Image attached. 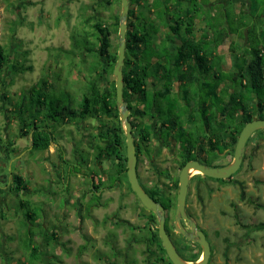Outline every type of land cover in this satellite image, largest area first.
<instances>
[{"label": "rangeland", "instance_id": "obj_1", "mask_svg": "<svg viewBox=\"0 0 264 264\" xmlns=\"http://www.w3.org/2000/svg\"><path fill=\"white\" fill-rule=\"evenodd\" d=\"M218 1L221 0H196L199 5L200 14L197 13L199 21L207 23L214 20V17L217 20L219 19L217 15L227 10L229 13L227 20L231 23L232 29H235L233 21L237 20V16L232 14L236 9L235 4L225 6L216 4ZM196 2L184 0L181 5L183 8ZM175 3L171 0L170 7ZM206 3L210 4L207 8ZM131 7L140 20L148 18L147 29L149 27L150 30L153 27L158 29L147 15V4L142 2L137 4V7ZM157 9L159 8L151 7L153 16L151 18L156 17ZM120 11L121 4L118 0H0V46L9 54L8 66L32 67L31 71L23 74L11 73L9 67L3 68L0 72V84L3 82L5 85L4 87L0 85V92H5L7 96V99L0 100V213L4 215V218L0 219V264H31L24 247L19 200L30 201L31 206L40 213L38 216L40 227L43 226L48 233L51 230L57 231L62 245L41 248L36 264H145V259L149 256L146 253V244L131 242V238L138 241L146 240L145 219L149 214L131 202V196L134 194L128 188L130 185L128 186L127 175H116V162L105 157L94 161L95 151L90 149L91 143L95 144L92 136L97 132L96 126L106 123L107 129L113 131L118 125L123 129V124L102 116L96 120L86 119L57 126L53 135L54 140L49 147L44 151H32L29 134L19 132L16 121L10 120L6 125V116L3 113L4 111L9 115L6 109L11 110V104L19 100L20 94L39 80L48 83V86H55L56 98L65 105L69 101L71 108H75L93 73L91 71L93 57L85 51L79 53V48L75 45L81 36L93 42V30L89 25L94 21H101L107 27H111L113 16L119 15ZM248 21H250L247 22L248 26L256 25L251 17ZM198 27L203 26L197 23V31ZM162 28L163 25L158 30V39L165 34L169 36L168 29ZM109 40L110 49L115 52L117 33H113ZM148 41L152 42V39L148 38ZM228 44L229 40L219 48L214 58L215 65L212 67L209 65L211 68L208 67L205 73L201 72L199 82L204 83L193 86L195 92L203 96L207 86L211 87L214 83L218 88L223 72L231 69ZM165 70L170 71L167 66ZM160 72L163 74H160L161 77L179 75L177 69H174L172 74L171 71ZM195 75L200 74L198 72ZM113 79V76H102L100 86L105 87L106 83ZM203 84L206 91L202 90ZM48 86L45 87L46 92ZM6 100H10V106ZM174 101L175 97L171 96L166 104L169 107L171 104L174 108ZM27 102L26 108L33 113L34 98L31 100L27 97ZM130 103L136 107L134 98L130 99ZM197 113L198 110L196 118L199 121ZM261 131H255L246 144L244 160L234 177V180L240 183L233 186L230 180L224 181L222 217L214 208H211L213 219L205 221L200 218L202 215L198 213L195 215L198 224L202 227H206L207 224V229H203L202 232L214 247L210 264H264V132ZM10 140L13 148L17 149L13 155L6 153L7 150L4 148ZM225 146L228 150L223 154V164L232 161L234 153V149L230 150L227 144ZM75 149H78L77 152ZM85 153H89V167L80 165L81 160H86ZM8 156L13 158L9 161ZM68 165L74 170L68 168ZM70 171L72 173H69ZM11 172L23 178L32 194L27 196L22 192L16 196L9 191L10 185L12 186L9 180ZM83 174H90L91 178L95 174L97 177L94 178L95 182L101 181L103 186L107 187L106 190H111L109 187L113 186L115 192L105 190L97 208H92L89 181L82 178ZM121 182L127 190L126 195L123 194ZM64 183H67V186H64ZM241 186L245 188L244 194L240 193ZM117 190L119 193H116ZM37 191L39 192L36 193ZM113 194L120 195L114 198ZM133 201L137 203L135 198ZM217 206L218 204H216L218 210ZM124 220L129 222L133 229L127 227ZM172 222L173 217L170 213L169 228L173 235H176ZM155 224L157 225V219L156 223H152L153 229H157ZM141 227L144 229L139 231ZM33 228L37 234L38 228ZM177 241L182 243L179 237ZM34 243H42V240L37 237Z\"/></svg>", "mask_w": 264, "mask_h": 264}, {"label": "trees", "instance_id": "obj_2", "mask_svg": "<svg viewBox=\"0 0 264 264\" xmlns=\"http://www.w3.org/2000/svg\"><path fill=\"white\" fill-rule=\"evenodd\" d=\"M182 1L184 2V0H174L176 3L170 7L169 2L171 0H129V11L126 21V51L122 72L123 99L128 103L129 119L134 117L130 119L132 134L135 140L134 133L138 126L136 120L139 112L135 106L131 105L130 99L134 98L136 103L137 99L135 97L144 92L143 88L146 85V79L151 76L150 73L158 71L160 65H175L174 69L180 72L183 71L182 65H197L198 69L195 67V70L191 69L192 66H189L191 69L189 75L180 74L177 76L179 81H185L187 86H181V88L187 91V87H192V84H194L192 78L195 73L202 72L200 68L204 65H207V69L209 65L211 67L215 65L214 58L217 56L216 53L229 40L228 50L231 69L224 71L220 80L222 85V146L223 154H225L228 150L225 145L227 144L230 150L234 149L238 135L245 123L254 119L264 120V2L263 0H246L247 3H242L239 11L232 13L237 16V20L233 21L235 29H232L231 23L227 20L229 16L227 10L219 13L217 15L219 19L217 20L214 17V20H209L207 23L202 21L204 28L199 29L201 32L200 37L196 38V21H199L198 14H200L198 12L199 5L194 0L196 3L188 4V7L185 5L182 8ZM142 2L147 4V15L158 29L155 27L151 30L150 27L147 29L148 18L145 19V17L140 20L139 16L135 15L131 6L137 7V4ZM106 3L108 4L109 1H106ZM151 7L159 8L154 18H151L153 17ZM137 14L140 15L139 12ZM118 17V14L113 16L111 27H107L101 21H94L89 25L93 30V42L81 36L78 44H73L79 48V53L85 51L93 57L91 66L93 73L90 75V80L85 86V92L75 108H71L72 105L67 98L68 102L66 105L56 98L55 86H48V83L42 82V80L23 91L19 100L14 104H11L10 100H6L8 102L7 105L10 106L11 104L12 109H6L9 115H6L3 111L6 116L5 124L10 123V120L16 121L19 132L29 135L31 133L32 151L46 150L54 140L53 135L57 126L82 122L86 119L96 120L102 116H107L114 119L118 124L120 123L119 111L115 103L114 79L106 83L105 87L100 86L102 76H112L116 62L117 50L115 52L111 51L109 39L113 33L116 34L118 31ZM249 17L255 21L256 25L248 26ZM169 19L171 21H166ZM164 23L166 24L164 25ZM161 24L164 27L162 29H168L169 36L165 34L158 39L157 34L162 26ZM166 25L168 28H166ZM148 38H151L152 42L148 41ZM155 41L156 45L154 46ZM65 52L67 53V51ZM222 63L223 60L221 59L220 65ZM9 64V54L0 46V72L6 67H9V70L11 69L10 72L15 74H23L32 70L31 66H8ZM161 79L165 80V77ZM0 85L1 87L5 86L3 82ZM46 86H48L47 92L45 90ZM216 88V83L211 87L207 86V98L208 95L215 92ZM144 93V101L147 107L152 109L151 98L153 96L151 92ZM166 95L168 94H164L159 98H165ZM27 97L31 98V100L34 98L35 109L33 108V113L26 108L28 104ZM1 98L7 99L5 92H0V100ZM199 98L202 99L201 96ZM212 107H214V100L212 101ZM173 125L171 124V126ZM107 128L106 123L96 126L97 132L92 136L95 144L91 143L90 145V149L95 151L93 160H100L101 157L114 160L118 167L122 169V173H125L124 131L119 125L113 131ZM261 132H264V130ZM190 141L192 143V140ZM4 148L7 150L6 153H11L12 155L17 151V149L13 148L11 140ZM12 158L9 157L8 160L10 161ZM87 164V159L81 160V166H86ZM69 167L70 165H68ZM10 175L9 180H11L12 186L10 185L9 191L11 193L16 196L22 192V194L25 193L27 196L32 194L20 175L13 172ZM63 185L65 186V183ZM18 207L22 214L21 227L24 229V247L28 252V261L31 264H36L35 261L40 257L41 248L49 246L60 247L62 245L57 231L51 230L48 233L43 226L40 227L38 224L40 213H37L38 211L35 210V207L31 206L29 200H19ZM151 217L155 219V215L152 214ZM3 218L4 215L0 213V219ZM168 221L169 217L165 222L167 234H169L167 229ZM33 227L38 228L37 234ZM144 236L149 244L147 245L149 247L148 250H150L148 252L146 248V253L149 256L145 259V264H170L161 246L157 229L149 226L145 230ZM37 237L42 240V243H34V239ZM183 259L191 262L196 261L198 253L191 254L189 257L183 256Z\"/></svg>", "mask_w": 264, "mask_h": 264}, {"label": "flooded vegetation", "instance_id": "obj_3", "mask_svg": "<svg viewBox=\"0 0 264 264\" xmlns=\"http://www.w3.org/2000/svg\"><path fill=\"white\" fill-rule=\"evenodd\" d=\"M166 66L171 71V74L174 73L175 65H160L158 71L150 73L151 76L146 79V85L143 88L144 92H151L153 96L151 98L152 109H149L144 101V92H141L140 95L136 96V108L139 112V116L136 121L138 126L134 133V144L138 182L146 194L163 207L165 212V222L169 217V214L172 213V228L175 230L174 214L179 173L182 167L189 161H197L210 168L221 167L229 164L231 161L226 164L222 163L221 84L215 89L214 93L208 95V98H206V93L202 96L195 92L194 85L192 88L188 86V90L184 91L181 86L187 85L185 81H179V78L178 81L176 80L175 88L173 89L171 86L173 83L171 81L172 78L177 79V76L165 77V80H162V77L160 76V74H162L160 71H165L166 73L170 72L165 70ZM182 66L183 71H177V74L179 75H189L191 69L195 70L197 68V65ZM189 66H192V68L190 69ZM200 69L205 73L207 65H204ZM199 74L201 77V72ZM215 74L217 75V73ZM194 77H196V75H194ZM202 90L206 91V88H203ZM164 94L168 95H166L165 98H159ZM171 96L175 97L173 104L175 106L174 108L167 105V100L171 98ZM199 96H201L202 99L199 98ZM212 99L214 100V107H212ZM197 110L199 112L197 113L199 121L196 118ZM171 124L174 125L171 126ZM30 139L31 134L29 135V140ZM190 140H192V143ZM30 149L32 150V145ZM75 150L77 152L78 149ZM84 156L88 160L89 153H85ZM83 167H89V162ZM70 169L74 170L72 168ZM115 171L116 175H126V169L125 173H122V169H120L117 164H115ZM238 172L239 170L227 180L209 178L201 174L190 175L184 210L187 216L195 221L199 230L202 231L205 229L207 224L206 227H202L198 224L197 217L195 216L196 213L202 215L200 218L207 221L210 218H214V216H212L213 209L211 210V208H214L215 212L222 217V192L224 181L227 182L230 180L233 186H237L240 182L234 180V177ZM82 176L83 179L86 178V180L89 181V191L93 200L92 208H97L98 201L102 194L107 191V187L105 188L101 181L95 182L94 177L97 178L96 175L93 178H91L90 174H83ZM239 189L240 193L244 194L245 188L241 186ZM96 195H98L99 198ZM133 198L137 201L135 204L149 214L145 219V223L147 224L145 229H147L149 226H152L153 222L156 223V218L154 219L151 217L153 213L141 205L135 194ZM247 201H249V198ZM214 202L218 204V210L216 209V204ZM233 207L234 206H232V208ZM233 211L234 216H236L235 209ZM123 222L126 226L128 225L127 227L133 229V226L129 222L125 220ZM168 223L169 221L167 222V229L169 232L167 235L178 254L183 258V256L189 257L191 254L198 253L199 259L202 253L201 247L197 243L186 240L178 232L175 233L176 235H173ZM182 225L186 231H191L190 226L186 221H182ZM155 226L157 225L155 224ZM143 229L144 228L141 227L138 230L141 231ZM135 230H137V228H135ZM178 237L182 240V243L177 241ZM131 242L149 245L147 240L138 241V239L131 238ZM209 245L210 257L208 264L211 263V257L214 252L213 245L210 243ZM146 248L148 250L149 247ZM148 252H150V250H148Z\"/></svg>", "mask_w": 264, "mask_h": 264}, {"label": "water", "instance_id": "obj_4", "mask_svg": "<svg viewBox=\"0 0 264 264\" xmlns=\"http://www.w3.org/2000/svg\"><path fill=\"white\" fill-rule=\"evenodd\" d=\"M121 11L118 17L117 31V58L113 68L112 76L114 77L115 86V103L119 111V121L123 124L125 135V151H126V175L131 191L135 194L141 205L151 211L157 219L158 236L161 240V246L164 248L168 260L171 264H208L210 257V246L208 245L205 235L197 228L195 223L189 219L184 210L187 195L189 177L191 169L197 170L201 175L214 178L226 179L235 174L239 169L245 152V145L248 139L255 131L264 130V120L254 119L245 123L241 129L233 153L231 163L222 167L208 168L197 162L186 163L180 173L178 179V191L176 196V208L174 214V228L181 236L190 242H195L201 247V256L196 262L188 263L184 261L176 252L171 240L165 231V212L163 207L151 199L140 186L136 173V151L132 128L130 124L128 103L123 99V66L126 51V31L127 16L129 11V0H120ZM181 219L186 221L191 231L188 232L181 225Z\"/></svg>", "mask_w": 264, "mask_h": 264}, {"label": "crops", "instance_id": "obj_5", "mask_svg": "<svg viewBox=\"0 0 264 264\" xmlns=\"http://www.w3.org/2000/svg\"><path fill=\"white\" fill-rule=\"evenodd\" d=\"M245 2H246V0H221V1H218L216 4H222V5H225V6H226V5L230 4V3H234V4H235V8H236L235 11L238 12V11H239V8L242 6V3L245 4ZM246 3H247V2H246ZM208 5H210V4H207V5H206V8L208 7ZM237 6H238V7H237ZM196 23H201L202 26H204V24H203L202 22L198 21V20L196 21ZM200 28H201V27H198V31L195 32V34H196L195 37H196V38H199V37H200V33H201V32L199 31ZM202 28H204V27H202ZM196 30H197V28H196ZM225 43H226V42H225ZM222 46H223V45H222ZM222 46H221V47H222ZM199 66H200V65H199ZM194 78H195L196 80H195ZM199 78H200V75H196V77H193V78H192V81H193L194 84H192V85H194V86H195V85H200L201 83L199 82ZM176 80L178 81V78H177V79L172 78V81H171V82L173 83V85H171V86L173 87V89L175 88V82H176ZM30 134H31V133H30ZM94 178H95V177H94ZM121 183H122V182H121ZM118 185L121 186V184H118ZM118 185H117V187H118ZM65 186H67V183L65 184ZM112 188H113V186H112V187L110 186L109 189H111V190H108V189H107V191L111 193L112 190L114 191V189H112ZM121 188H122L123 194L126 195L127 190L125 189V185H124V183H122V187H121ZM128 188H129V187H128ZM0 190H1V189H0ZM129 190H130V189H129ZM114 192H115V191H114ZM116 193H119V191L117 190ZM114 194H115V193H114ZM114 194L112 195L114 198H117V197L119 196V194H117V195H115V196H114ZM96 196L98 197V195H96ZM109 197H110V196H109ZM109 197H108V198H109ZM98 198H99V197H98ZM98 198H97V199H98ZM131 202L134 203L135 206H137V205L135 204V202L133 201V197H132V196H131Z\"/></svg>", "mask_w": 264, "mask_h": 264}, {"label": "bare ground", "instance_id": "obj_6", "mask_svg": "<svg viewBox=\"0 0 264 264\" xmlns=\"http://www.w3.org/2000/svg\"><path fill=\"white\" fill-rule=\"evenodd\" d=\"M261 130H263V129H261ZM250 139V138H249ZM248 139V140H249ZM245 147H246V145H245ZM243 157H244V155H243ZM242 161H243V158H242ZM189 162H197V161H189ZM188 163V162H187ZM198 164H200L199 162H197ZM231 163V162H230ZM241 164H242V162H241ZM200 165H202V164H200ZM228 165V164H227ZM204 166V165H203ZM225 166V165H224ZM205 167H207V166H205ZM222 167V166H221ZM240 167H241V165H240ZM240 167H239V169H240ZM208 168H210V167H208ZM238 169V170H239ZM237 170V171H238ZM198 173H200L199 171H197V170H194V169H191V171H190V175H192V174H198ZM201 174V173H200ZM232 176V175H231ZM230 176V177H231ZM229 177V178H230ZM226 179H228V178H226ZM185 214H186V212H185ZM186 216H187V214H186ZM188 217V216H187ZM189 218V217H188ZM189 219H191V218H189ZM192 220V219H191ZM182 221H184L183 219H181V225H182ZM194 223H195V221L194 220H192ZM195 225H197L196 223H195ZM183 226V225H182ZM175 229V228H174ZM167 234V233H166ZM160 239V238H159ZM161 241V240H160ZM206 241H207V243H208V245H209V242H208V240L206 239ZM193 243H195V242H193ZM210 246V245H209ZM164 249V248H163ZM165 251V250H164ZM177 252V251H176ZM177 254H178V252H177ZM179 255V254H178ZM167 256V255H166ZM180 256V255H179ZM181 257V256H180ZM182 258V257H181ZM183 259V258H182ZM184 260V259H183ZM185 261V260H184ZM187 262V261H186ZM188 263H191V262H188Z\"/></svg>", "mask_w": 264, "mask_h": 264}]
</instances>
